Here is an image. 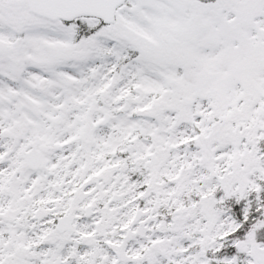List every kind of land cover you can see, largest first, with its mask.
<instances>
[{"label": "snow or ice", "instance_id": "6c2138e0", "mask_svg": "<svg viewBox=\"0 0 264 264\" xmlns=\"http://www.w3.org/2000/svg\"><path fill=\"white\" fill-rule=\"evenodd\" d=\"M0 264H264V0H0Z\"/></svg>", "mask_w": 264, "mask_h": 264}]
</instances>
